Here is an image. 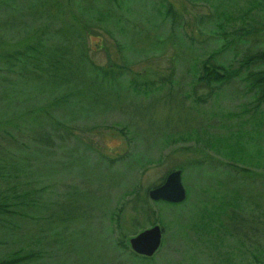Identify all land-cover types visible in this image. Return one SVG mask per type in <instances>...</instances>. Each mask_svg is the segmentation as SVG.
<instances>
[{
  "label": "rangeland",
  "instance_id": "rangeland-1",
  "mask_svg": "<svg viewBox=\"0 0 264 264\" xmlns=\"http://www.w3.org/2000/svg\"><path fill=\"white\" fill-rule=\"evenodd\" d=\"M38 37L56 60L33 77L8 58ZM260 48L264 0H0V199L31 188L38 216L67 217L53 225L65 229L68 253L44 251L37 264H146L122 262L113 240L153 225L162 241L147 264H264V102L241 80L245 70L221 84L196 80L207 56L236 67ZM19 154L34 176L10 168ZM174 168L184 200H151ZM224 187L263 197L241 226L226 214L238 210L216 207ZM44 224L16 220L21 234L50 233ZM16 246L0 239V255Z\"/></svg>",
  "mask_w": 264,
  "mask_h": 264
},
{
  "label": "trees",
  "instance_id": "trees-1",
  "mask_svg": "<svg viewBox=\"0 0 264 264\" xmlns=\"http://www.w3.org/2000/svg\"><path fill=\"white\" fill-rule=\"evenodd\" d=\"M250 9H248V12L250 11ZM243 14L244 13H242L241 15ZM256 31H257L256 29L252 28L251 30L246 32L247 35L245 36L258 33ZM43 39L44 38L42 37H38V39H36L37 43H35L36 41L33 44L26 43L22 51H17V52H23V54L22 53L18 54V56L22 58L19 57L13 58V56L15 55H12L11 57L8 58V60L16 62L17 59H20L19 62H22V66H23L22 68H24L23 70L24 73L25 74L28 73L33 77H35L36 73L39 74L38 69H41L42 64L46 60L48 61L49 59L54 62L56 60L55 59L56 55H52V57H49L47 55H44V53H41L40 49H38L39 47H42ZM236 42L241 43V41H236ZM233 44H235V41L233 42ZM226 47L228 48L229 45H227ZM63 58L65 57L59 59L60 61L58 62V64H62ZM255 62H264V48H260L253 52L246 51L244 55L241 57V59L238 60L236 67L230 66L226 68L222 64L211 62V57L207 56V58L202 63V69L199 72V75L197 76L196 80L198 82L206 84L207 86H210L211 83L221 84L223 82L229 81L234 77L241 78L242 76L241 74L243 70H245L247 73L246 75L242 76L241 80H243V82H245L246 85H248L247 86L248 91L253 90V94L256 95L254 98H259V100L256 101V104L259 101L260 103H262L264 102V69L252 71L250 69V65ZM31 113L32 111L31 109H29L28 111H26V113H23L20 116L24 117L26 114H31ZM45 116H48V113H46ZM20 154L18 155L20 159L15 158L11 163H9L11 166L10 168H13L14 170H18L20 174L23 175L32 174L34 176L33 171L31 170V168H29V165H27L28 164L27 161H25L20 156ZM229 164L230 162H227L226 164L222 163V166H226ZM233 165H234L233 167L236 169V173L244 170L246 174L251 175V177L253 178L261 174L257 171H252L250 167L247 168H245L246 166L239 167V165H237L236 163H234ZM30 189H24L21 193L14 192L13 196L15 197L12 199L4 197L3 202L0 199L1 200L0 201V231H1L0 239L5 238V240H9L10 243L13 242V244H17L16 247H13L9 251L0 255V264H37L38 261L43 260L45 258L43 254L44 251H48L47 253L49 254L50 257L56 251L63 254L68 253V250L62 244V240L64 239V235H65V229L61 227L59 228V225H53L56 222V219L60 220L61 222L62 220H67V217H65L63 211L62 213L51 212L48 213L45 217H43L41 214L38 216L37 211H32V210L36 206L41 205L40 204L41 202H37V201H41L39 198L40 196H38L39 193L37 194V196H35L37 191L34 190L30 191ZM222 189L224 191H222ZM222 189H220L222 195H219L220 199H218L220 206L216 205V207L222 211H224L226 208H232L233 210H238L237 211L238 213L234 212L231 215H229L228 212L226 214L229 218H231L230 221H235L240 226L243 223V221L240 220L242 218L241 214L244 213V211H246L247 209H250L249 206L250 204H253L256 208L262 206L263 197H261L260 195L252 196L250 195L249 192H247V197H244V191L240 190L238 187H233V188L224 187ZM210 191L212 194L210 195L209 193H206V196L209 198H216V194L214 195L216 189L211 188ZM241 193H243V195ZM76 197H78V195H76ZM76 197L69 198L70 201L68 204L69 206H72V202H74ZM247 199L249 200V203H247ZM243 201L246 202L245 206ZM242 202H243V206H242ZM42 204L46 206V203H42ZM68 212H73V211H68ZM112 214L111 216H113L115 219L116 218L118 219L120 214L119 220L121 219V210H119L118 217H117V213L115 215ZM259 216H261V213L259 214ZM9 218H12V221ZM17 218H19L22 221V223L23 222L33 223L40 220H44L45 221L44 225H47V227L50 228L51 232L50 233L47 232V230H45L44 228L39 235H36V233L33 234V231H24L21 234L20 233L21 226L19 227L18 225H16ZM245 222L249 226L252 224L249 223L250 221H245ZM118 223H119L118 226L121 229V223L120 222ZM207 224L209 226L208 234L211 235L216 228L210 226L211 222L206 223V225ZM17 227L19 228V230L17 229ZM16 229L18 233L15 232ZM37 233H39V231ZM227 234H230V232H227ZM128 238L129 237H125L124 235L121 239L113 240L114 247L116 248L117 258L119 259L123 258L121 260L122 262L124 259L125 261H129L130 258L131 259L139 258L145 261L146 264L151 263V259H153L152 256L145 257L134 253L132 250H130V253L126 251L127 249H129V244L127 240ZM38 245L41 248H36ZM80 257L81 256L76 257L78 258L77 263L86 264L88 261V257H84V259ZM91 259L94 258L91 257ZM97 261L98 259L96 260L94 259L93 261L94 264H96ZM117 264H119V261Z\"/></svg>",
  "mask_w": 264,
  "mask_h": 264
},
{
  "label": "water",
  "instance_id": "water-1",
  "mask_svg": "<svg viewBox=\"0 0 264 264\" xmlns=\"http://www.w3.org/2000/svg\"><path fill=\"white\" fill-rule=\"evenodd\" d=\"M148 196L151 200H162L170 203H179L186 196L185 188L181 182V170L170 171L164 181L149 189ZM130 249L145 257L153 256L159 249L162 241V229L159 225L145 228L128 239Z\"/></svg>",
  "mask_w": 264,
  "mask_h": 264
}]
</instances>
